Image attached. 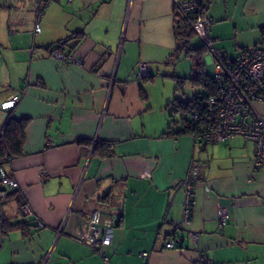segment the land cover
<instances>
[{"label": "crops", "instance_id": "crops-1", "mask_svg": "<svg viewBox=\"0 0 264 264\" xmlns=\"http://www.w3.org/2000/svg\"><path fill=\"white\" fill-rule=\"evenodd\" d=\"M203 1L227 58L264 44V0ZM175 9L174 0H0V105L20 94L0 108V131L10 117L28 121L22 153L4 163L19 187L0 197V264H264V167L254 170L253 143L163 135L179 129L167 107L180 98L166 87L187 78L189 60L168 63ZM75 33L57 51L78 62L50 56ZM203 60L212 66L207 51ZM254 110L264 119V102ZM193 163L201 173L186 206ZM94 209L118 217L107 262L75 239Z\"/></svg>", "mask_w": 264, "mask_h": 264}, {"label": "built area", "instance_id": "built-area-1", "mask_svg": "<svg viewBox=\"0 0 264 264\" xmlns=\"http://www.w3.org/2000/svg\"><path fill=\"white\" fill-rule=\"evenodd\" d=\"M72 1L67 0L68 3ZM174 2L182 15L193 17L190 25L209 53L214 71L215 94L204 100L202 111L194 110L188 116L189 120L196 123L199 128L194 137L205 144H216L241 136L254 145V170L264 167V119L254 110L256 102H264V44L245 51L236 60L229 59L214 47L209 33L210 22L204 16V1L174 0ZM39 32L40 27L37 22L32 35L36 36ZM30 52L33 54L35 50ZM50 56L62 62H78L70 55L57 50L50 52ZM137 76L141 78L148 76L147 67L144 64L138 66ZM19 100L20 94L13 95L2 102L0 108L13 109ZM200 173L201 167L193 163L183 182L186 189V206L189 202L192 183L198 179ZM18 187L17 181L7 175L4 164L0 161V197H6ZM21 208L23 214H31L28 206L23 205ZM228 217V212L220 209L217 213L218 226L225 227ZM117 221L116 215L105 214L99 209H94L85 229L77 232L75 239L89 246L104 262H107L105 249L111 245L112 232ZM191 238L196 241L198 236L191 234ZM176 245L175 239L168 240L164 243V248L175 249ZM199 264H212V261L204 257Z\"/></svg>", "mask_w": 264, "mask_h": 264}, {"label": "trees", "instance_id": "trees-1", "mask_svg": "<svg viewBox=\"0 0 264 264\" xmlns=\"http://www.w3.org/2000/svg\"><path fill=\"white\" fill-rule=\"evenodd\" d=\"M173 13V29L176 39V49L168 63L177 62L180 58H186L193 62L194 68L192 69V75L187 78H176V89L179 90L185 82H188L191 87L199 88L202 95H196L191 100H173L168 108L172 111L169 114L170 125H178L179 129L176 132L167 131L163 135L171 134H190L195 136L199 131L196 123L189 120V114L194 111H202L203 102L205 99L213 96L216 92V86L214 81V72L212 76L206 74L204 67V56L206 54V48L202 44L199 47H195L194 40L196 39L195 32L190 25L193 17L182 15L176 5ZM82 37L81 33H75L65 40L59 42L54 50H61L64 45L71 40L76 42ZM247 50H243L244 53ZM200 76V77H199ZM175 115L178 118L174 119ZM27 120L17 121L13 118H8L1 131H0V161L4 164L6 161L15 158L22 153L24 143V133L27 127Z\"/></svg>", "mask_w": 264, "mask_h": 264}, {"label": "rangeland", "instance_id": "rangeland-1", "mask_svg": "<svg viewBox=\"0 0 264 264\" xmlns=\"http://www.w3.org/2000/svg\"><path fill=\"white\" fill-rule=\"evenodd\" d=\"M193 43H194L195 47L200 46V40L199 39H195ZM180 68H181V71L183 73H186L185 75H187V77H188L190 74L192 75V73H190V71H192V69L194 68V64L190 60H183L181 65H180ZM204 70H205L207 75L212 76L213 67L211 65L205 64ZM139 78H141V77H139ZM143 78H145V77H143ZM175 92H177V96L182 101L191 100L196 95H202V92L199 88L191 87V85L188 82H185L183 84V86L181 87V89H179V90L176 89V82H173L172 85L166 87V93H169L170 97H173L172 95H174ZM151 93L153 95H156V96L158 94H164L162 82H160V81H158V83L156 82V84L151 87ZM170 113H172V111L169 109L168 115ZM176 118H178L177 115H175L174 119H176Z\"/></svg>", "mask_w": 264, "mask_h": 264}]
</instances>
